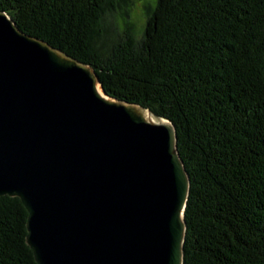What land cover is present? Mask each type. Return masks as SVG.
<instances>
[{
	"label": "trees",
	"instance_id": "trees-1",
	"mask_svg": "<svg viewBox=\"0 0 264 264\" xmlns=\"http://www.w3.org/2000/svg\"><path fill=\"white\" fill-rule=\"evenodd\" d=\"M116 0H0L25 34L95 69L107 95L171 121L191 181L184 264H264V0H157L137 40ZM0 197V264H37Z\"/></svg>",
	"mask_w": 264,
	"mask_h": 264
},
{
	"label": "water",
	"instance_id": "water-1",
	"mask_svg": "<svg viewBox=\"0 0 264 264\" xmlns=\"http://www.w3.org/2000/svg\"><path fill=\"white\" fill-rule=\"evenodd\" d=\"M190 188L171 121L0 11V197L37 264H184Z\"/></svg>",
	"mask_w": 264,
	"mask_h": 264
},
{
	"label": "rangeland",
	"instance_id": "rangeland-1",
	"mask_svg": "<svg viewBox=\"0 0 264 264\" xmlns=\"http://www.w3.org/2000/svg\"><path fill=\"white\" fill-rule=\"evenodd\" d=\"M117 9L109 18L119 34L131 29L135 38H142L145 25L157 0H116Z\"/></svg>",
	"mask_w": 264,
	"mask_h": 264
}]
</instances>
